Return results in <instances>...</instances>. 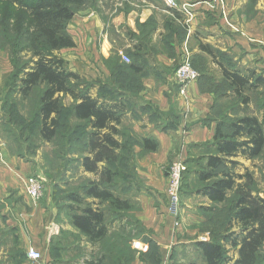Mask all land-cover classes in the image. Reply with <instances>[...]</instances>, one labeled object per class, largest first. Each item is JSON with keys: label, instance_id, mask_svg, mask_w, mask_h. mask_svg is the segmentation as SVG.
<instances>
[{"label": "crops", "instance_id": "1", "mask_svg": "<svg viewBox=\"0 0 264 264\" xmlns=\"http://www.w3.org/2000/svg\"><path fill=\"white\" fill-rule=\"evenodd\" d=\"M174 1L176 8L163 0H142L139 10L132 8L126 14L122 35H117L118 26L114 23L116 37L110 36L102 24H96L92 29L85 26L87 33H93L87 39L94 40L93 57L99 64L96 72L85 66V73L94 79L116 77L115 81L121 82L125 93L131 96L128 97L132 104L127 119L129 139L141 143L143 138H153L157 143L155 152H145L142 147L132 150L133 163L140 153L147 156L140 164V173L146 176L148 185L143 187L147 195L140 198L147 214H140L139 222L149 231L157 256L141 259L140 252L132 249V242L124 249L119 246L118 241L126 240L128 236V225L124 232H119L110 220L107 241L90 243L68 221L65 225L57 217L50 201L52 197H41L36 202L29 200L24 195L22 180L36 175L41 169L39 157L15 150V145L26 144L28 138L18 139L12 132H7L10 122L6 125L4 120L10 115L9 107L5 109L7 105L1 103L0 264H165L169 262L171 246L184 240L181 238L183 229L175 230L173 218L156 214L157 208L163 207L158 196L166 189L165 164L178 157L184 158L199 146L213 141L223 100L230 95L219 63L241 72L259 74L264 71V23L259 12L261 4L254 5L253 10L257 13L253 16L246 13L249 0H222L219 5L208 0ZM117 41L122 42L120 47L133 65L132 70L119 56L118 64L126 70L119 72L117 65L109 67L108 60L117 53ZM74 42L76 46L75 39ZM185 42L192 67L199 77L181 94L174 81V71ZM135 68L139 71L135 72ZM21 109L19 116L25 112ZM24 128L27 127L20 131ZM79 163L82 178L94 180V174L84 171ZM102 166L99 164L98 167ZM127 190L125 199L129 198L132 205L134 188ZM196 222L205 221L196 219ZM62 227L69 232L61 231ZM30 247L42 254L40 262L28 260L26 251ZM231 252H234L235 260L237 253Z\"/></svg>", "mask_w": 264, "mask_h": 264}, {"label": "trees", "instance_id": "2", "mask_svg": "<svg viewBox=\"0 0 264 264\" xmlns=\"http://www.w3.org/2000/svg\"><path fill=\"white\" fill-rule=\"evenodd\" d=\"M10 3L23 7L26 15V22L21 21L16 28H9L1 35L7 43L3 48H6L10 56L12 78L19 74L22 76L19 92L23 99L37 90V105L32 116L25 118L14 111V118L29 125L34 124L38 138L43 143L50 144L61 127L58 120L62 108L61 98L68 96L73 101V118L86 122L88 128L83 136L86 151L78 162H81L84 171L94 174L96 178L84 181L82 187L84 200L93 201H83L82 196L73 193L69 195L71 201L83 206L81 210L70 214L69 224L88 242L104 243L107 241L105 237L109 221L117 218L121 221L122 214L132 208L129 200L119 197L115 192L119 184L116 178L120 179L122 169L126 170L124 173L127 178L123 183L125 187H131L130 177L135 175L133 147L130 145L128 131L124 135L128 145L125 149L130 152L126 155L117 152L120 143L116 136L120 135L119 126L126 113V105L116 100L101 101L92 98L86 89H78L82 77L71 71L65 60L57 55L62 50L75 47L67 26L73 19V10L81 7L84 0H10ZM18 53H27L29 56L22 65H18L16 61ZM115 65L121 71L126 70L118 63ZM218 66L230 94L243 105L249 103L247 91L257 92L264 87L261 73L241 72L220 63ZM129 68L132 70L134 67L131 64ZM134 70L139 71L137 68ZM226 104L223 106H227ZM5 105V109L9 107L7 110L10 114L7 120L11 122L13 113L8 99ZM225 111L229 112V108ZM221 119L222 114L215 127L212 143L214 153L208 154L202 171L197 174L198 181L202 184L197 189V194L205 197L211 204L228 202L229 216L225 218L224 233L219 241L197 242L199 261L200 264H261L264 247V197L252 191L251 176L235 173L238 163L232 159L242 157L253 161L261 156L264 150V119L261 121L254 115L245 114L229 125H224ZM64 138L76 140L73 132H68ZM140 144L145 152L157 150V143L153 138H143ZM184 163L187 168L188 162ZM99 164L103 166L99 168ZM103 205L109 208L108 214L102 209ZM126 225L131 226L130 221L125 219L118 231L124 232ZM131 236L132 233L128 231L126 240L122 238L118 241L119 246L123 249L129 247ZM145 242L148 249L139 253L141 259L157 256L154 242L150 239ZM230 250L237 253L235 260L229 257Z\"/></svg>", "mask_w": 264, "mask_h": 264}, {"label": "rangeland", "instance_id": "3", "mask_svg": "<svg viewBox=\"0 0 264 264\" xmlns=\"http://www.w3.org/2000/svg\"><path fill=\"white\" fill-rule=\"evenodd\" d=\"M149 1L153 2L155 0H147V2ZM141 2L142 0H84V4L81 7L73 10V19L67 26L68 32L76 40L77 45L72 50H62L57 53L59 57L65 60L67 67L71 71L82 77L81 81L78 83V89H86L92 98L101 101H122L126 105V114L123 115L122 123L119 126L120 135L116 136V139L120 143V148L117 152L125 155L130 152L125 149L128 145L126 144L124 135L130 130L127 119L129 117L128 111L132 105L129 101L131 96L125 93V87L121 82L115 81L116 77H114V79L111 77L106 79H94L85 73V66L96 72V68H98L99 65L93 57L94 40L87 39V37H92L93 33H87L85 26H89L92 29L94 25L102 24L105 26L110 36L113 35L116 37L117 35H122L124 32V26H126V23H124L126 14H128L132 8L136 11L139 10L138 8ZM135 3L136 6L133 5ZM217 4L219 5L222 3L220 2ZM256 4H261L259 12L261 13L264 23V0H249V3L245 7L246 13L248 16L256 14L257 10H253L254 5ZM25 17L26 15L24 14L23 7L11 4L10 0H0V105H5L8 99V102L11 105L10 111L12 113L14 111H23L21 109L23 108L25 112L22 114H25V118H29L32 116L37 105V90L30 94L28 98H22L19 92L21 85L20 78L22 76L19 74L16 78H12L13 68L10 65V56H8V53L5 50L6 48H3L7 46V43L5 42V38L1 36L3 35L2 32L9 28H16L17 24L25 20ZM114 23L118 26V33L116 32ZM262 26L264 27V25ZM114 33H117V35ZM118 40H120V38ZM121 44V41H117V53L108 60L110 61L108 62L109 67H113V65L118 63L117 57H120V54L126 56L123 53L124 49L120 47ZM28 57L27 53L16 54L18 65H22L26 62ZM252 67L253 66H249V68ZM261 75L264 77V71L261 72ZM229 96L230 97L224 99V102L222 103L223 113L221 121L224 125H229L231 121L244 116L245 114L250 116L254 115L261 121L264 119V87L260 88L257 92H246V96L249 99L247 105H243L240 101H237L232 94ZM224 103H227V106H223L225 105ZM72 104L73 101L68 96H63L61 98L62 108L58 118L61 127L58 130L56 138H54L53 142L50 144L43 143L38 138L34 124L29 125L18 120V118H14V113L11 118L13 121L10 122L9 126L10 130L8 129L9 131H7L12 132V134L18 139L21 138L23 140V138H28L26 144L15 145V150L23 154L26 153L30 157H39L41 169L36 176H39L44 181L42 198L44 199L48 196L50 199L52 197V200L50 199V201L51 203L53 202L57 217L64 221V224L66 223L65 221L69 222V216L73 211H79L82 209L83 206L71 201L69 195L73 193L82 196L83 183L86 181L82 178V175H80V163L78 162V159L81 158L86 151L83 136L86 134L88 128L86 122H80L73 118L71 113ZM226 108H229L227 115L225 114ZM136 109H138V106ZM4 122L6 125L9 124L7 120H4ZM23 127L27 128L20 131ZM68 132H73L75 134L74 139L76 140H65L64 137ZM212 143L213 141L209 145L199 146L195 152H189L184 158L178 157L184 162L187 161L188 166L186 168L187 170L185 172V178L179 196V206L175 213L169 209L165 190L164 192L161 191V194L158 196L160 198V205H163V207L162 209L157 208L158 210L156 211V214L162 213L171 216L166 217L170 219L173 218V226L175 230L180 228L183 229L184 233V235H181V238L184 240L171 246V249L169 250L170 257L168 264H200L199 252L196 249L197 242H202L201 238L203 237L206 238L207 241L210 240L212 242H217L220 240V236L224 233V221L225 218L229 216V203L211 204L197 194V189L202 186L198 181L197 174L202 171L208 154L214 153ZM130 145L131 148L141 147L139 142L133 144L130 141ZM144 159H147V156L144 153H140L135 157V171L137 169L138 172L136 171L137 173L135 172V175L130 177V188H134L133 181L135 185L134 196L131 201V210L122 214L121 221L118 218H112L111 215H108V217L110 216L114 219L112 220L113 228L116 227L118 229L119 226H122L125 222V219L128 222L130 221L132 227L128 225V231L132 233L131 242L138 241L148 246L145 241H148L150 233L145 226L139 222V217H141L140 214H147L145 209L141 206L140 200L141 195H147V191L143 189V187L148 186L146 185V176H142L140 173V164ZM171 161L172 160L165 164L166 167L163 170L164 178H167V169ZM232 161L238 163L235 173L251 176L253 179L252 191L264 197V150L261 156L253 161H248L242 157L233 158ZM125 171V169H122V176L120 179L116 178V182L118 181L119 184L118 189H116L115 192L121 198L126 197V190L129 189V187H125L123 184L127 178L125 177ZM94 177L96 176L94 175ZM25 178L22 180L23 186ZM81 200L88 202V199L84 200L83 196ZM199 205L200 207H198ZM102 209L107 214L109 213V208L106 205H103ZM196 219H199V221H205L208 219V222L198 223L196 222ZM61 231L66 233L69 232L66 227H62ZM227 248L229 249V247ZM132 249L139 253L133 248V246ZM231 251L232 250L229 251L228 255L233 260L234 252ZM262 256L263 262L261 264H264V247L262 250Z\"/></svg>", "mask_w": 264, "mask_h": 264}, {"label": "built area", "instance_id": "4", "mask_svg": "<svg viewBox=\"0 0 264 264\" xmlns=\"http://www.w3.org/2000/svg\"><path fill=\"white\" fill-rule=\"evenodd\" d=\"M163 1L172 8L177 7L174 0ZM208 2L222 3V0H208ZM182 10H185V8L182 7ZM179 55V63L174 71V81L179 86L180 93L182 94L184 93V89L186 88V86L192 82H195L198 79L199 75L197 71L192 67L190 51L186 42L181 46ZM120 58L124 63H130V60L127 56L120 54ZM185 171L186 165L184 161L179 158L172 159L167 169L165 195L169 209L171 211H174V213L179 206V196L182 189L183 176ZM23 187L25 196L29 200L36 202L40 200L43 195L44 181L39 176L30 175L25 178ZM201 241L206 242L207 239L203 237L201 238ZM132 246L138 252H146L148 249V246L146 244H142L138 241L133 242ZM26 256L32 263L40 262L43 258L41 253L33 247L28 248V250L26 251ZM165 264H168V262H166Z\"/></svg>", "mask_w": 264, "mask_h": 264}]
</instances>
